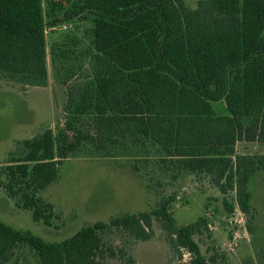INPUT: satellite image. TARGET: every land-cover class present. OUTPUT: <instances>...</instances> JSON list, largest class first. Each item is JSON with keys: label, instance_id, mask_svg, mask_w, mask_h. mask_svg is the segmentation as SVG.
Returning <instances> with one entry per match:
<instances>
[{"label": "trees", "instance_id": "16d2710c", "mask_svg": "<svg viewBox=\"0 0 264 264\" xmlns=\"http://www.w3.org/2000/svg\"><path fill=\"white\" fill-rule=\"evenodd\" d=\"M78 19L91 24L86 39L51 50L67 87L65 125L19 141L0 166V188L16 207L53 225L58 215L41 194L82 133L104 157H156L175 179L210 181L229 214L235 204L252 214L250 182L264 172V155H239L237 145L264 144V0H197L196 9L184 0H0V78L47 88V30ZM175 201L163 197L151 212L85 226L59 243L0 220V264H137L129 245L151 241L155 222L178 264H233L217 247L203 252L196 238L211 239L208 221L179 225ZM257 256L264 264V247Z\"/></svg>", "mask_w": 264, "mask_h": 264}, {"label": "rangeland", "instance_id": "374dc122", "mask_svg": "<svg viewBox=\"0 0 264 264\" xmlns=\"http://www.w3.org/2000/svg\"><path fill=\"white\" fill-rule=\"evenodd\" d=\"M184 1L189 8H197V0ZM90 26L88 21L78 19L47 30V88H25L0 78V166L7 163L19 141L31 139L47 128L57 132L65 125L67 87L56 77L51 50L65 39H84ZM237 153L264 155V144L240 142ZM143 159L137 153L104 157L94 150L91 137L79 133L72 153L61 165L58 180L41 194L58 215L53 225L35 222L31 211L16 207L2 188L0 220L47 242L59 243L85 226L125 214L151 212L163 197L173 196L176 199L173 212L179 225H189L200 218L208 221L211 239L196 238L204 253L208 248L217 247L229 254L233 264H258V252L264 247V172L250 182L252 214L242 213L235 204L231 215L224 207L223 195L210 181L196 179L186 172L175 179L177 172L160 170L158 158L153 157L148 162ZM231 200H236L235 194ZM154 230L155 237L151 241H131L129 246L134 249L137 264H178L158 222ZM184 260H189L188 254ZM109 263L121 264L120 261Z\"/></svg>", "mask_w": 264, "mask_h": 264}, {"label": "built area", "instance_id": "2783aa9c", "mask_svg": "<svg viewBox=\"0 0 264 264\" xmlns=\"http://www.w3.org/2000/svg\"><path fill=\"white\" fill-rule=\"evenodd\" d=\"M63 28L66 30L67 29L66 25Z\"/></svg>", "mask_w": 264, "mask_h": 264}]
</instances>
